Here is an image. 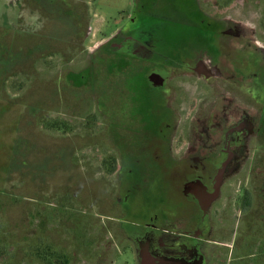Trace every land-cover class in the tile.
Returning <instances> with one entry per match:
<instances>
[{
	"label": "rangeland",
	"instance_id": "374dc122",
	"mask_svg": "<svg viewBox=\"0 0 264 264\" xmlns=\"http://www.w3.org/2000/svg\"><path fill=\"white\" fill-rule=\"evenodd\" d=\"M244 116L233 231L238 170L264 216V0H0V264H139L123 177L210 160ZM208 235L205 264H237L234 233Z\"/></svg>",
	"mask_w": 264,
	"mask_h": 264
},
{
	"label": "flooded vegetation",
	"instance_id": "af4514ba",
	"mask_svg": "<svg viewBox=\"0 0 264 264\" xmlns=\"http://www.w3.org/2000/svg\"><path fill=\"white\" fill-rule=\"evenodd\" d=\"M249 121L248 116L236 124L227 120L220 131L218 146L211 149L218 155L210 160L208 155L167 160L161 151L152 166L139 167L151 169V172L145 170L140 177H123L122 216L115 221L123 222L119 227L125 232L136 234L132 239L134 237L140 250L139 263L141 249L146 247L159 261L169 264H205L200 245L202 242L217 243L208 235L214 229L234 233L233 242L236 246L240 244L241 240L236 238L239 228L243 227L240 221L242 223L247 216L254 217L251 206L246 205L253 194L244 187L245 172L238 170L237 190L241 192L233 199L238 202L242 218L233 231V218L229 221L226 216L230 210L224 200L228 189L235 186L226 181L224 175L234 176L237 169L246 164L233 160V146L239 151L245 149V136L250 129L246 122ZM258 129L260 132V126ZM108 219L114 218L108 216Z\"/></svg>",
	"mask_w": 264,
	"mask_h": 264
},
{
	"label": "crops",
	"instance_id": "0c3cea01",
	"mask_svg": "<svg viewBox=\"0 0 264 264\" xmlns=\"http://www.w3.org/2000/svg\"><path fill=\"white\" fill-rule=\"evenodd\" d=\"M231 191H232L231 189H228V193H227L228 199L224 200L227 205L229 204V195L231 194ZM248 191H249V193H252L253 195L251 196L250 200H246V205L249 204V207L251 206V209L253 210V205H254L253 200H255V198H256V195L254 193H256V192L252 191V190H248ZM259 193H260L259 194L260 197H263V194H262L263 192L261 190H259ZM250 203L253 205H250ZM226 216L228 217V219L230 221V217H232L231 212L229 211ZM241 224L243 225V228L245 227L244 232L246 233V239L242 243V245L240 242V244L235 247L236 248L235 251L243 248V249H245L244 250L245 252L243 254L237 253V256H238L237 257V261H238L237 264H258L259 262H262V264H264V260H263L264 256H262L263 258L253 256L254 259L249 260V258H251V256H252L251 254H253V252H250V253L247 252L248 251L247 249L258 248V247L262 248L261 250L264 252V239L262 240V239H258L256 237V232H263L264 233V216H262L259 219H255L254 217L252 219V218H248V216H247V218H244V221ZM247 261L249 263H247Z\"/></svg>",
	"mask_w": 264,
	"mask_h": 264
},
{
	"label": "water",
	"instance_id": "95a60500",
	"mask_svg": "<svg viewBox=\"0 0 264 264\" xmlns=\"http://www.w3.org/2000/svg\"><path fill=\"white\" fill-rule=\"evenodd\" d=\"M139 264H169L164 261H159L154 253L148 251L146 247H142L140 252V263ZM177 264V263H171Z\"/></svg>",
	"mask_w": 264,
	"mask_h": 264
},
{
	"label": "trees",
	"instance_id": "16d2710c",
	"mask_svg": "<svg viewBox=\"0 0 264 264\" xmlns=\"http://www.w3.org/2000/svg\"><path fill=\"white\" fill-rule=\"evenodd\" d=\"M251 255H253V256H255V257H260L261 255L262 256H264V252L261 250V252L259 253V254H251Z\"/></svg>",
	"mask_w": 264,
	"mask_h": 264
}]
</instances>
